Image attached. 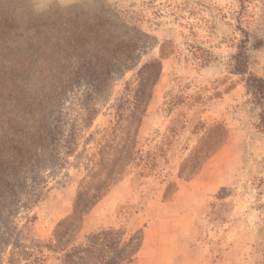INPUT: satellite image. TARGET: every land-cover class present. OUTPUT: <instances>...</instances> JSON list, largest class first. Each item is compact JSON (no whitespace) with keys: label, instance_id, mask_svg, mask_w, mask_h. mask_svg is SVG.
I'll use <instances>...</instances> for the list:
<instances>
[{"label":"rangeland","instance_id":"1","mask_svg":"<svg viewBox=\"0 0 264 264\" xmlns=\"http://www.w3.org/2000/svg\"><path fill=\"white\" fill-rule=\"evenodd\" d=\"M0 2V264H264V0Z\"/></svg>","mask_w":264,"mask_h":264},{"label":"trees","instance_id":"2","mask_svg":"<svg viewBox=\"0 0 264 264\" xmlns=\"http://www.w3.org/2000/svg\"><path fill=\"white\" fill-rule=\"evenodd\" d=\"M4 14H8V11L5 9V6L0 2V44L4 42V36H7L8 33L5 32L6 25L4 23L1 24V22H5L7 19H4L2 21V17ZM9 28V27H7ZM1 52V48H0ZM1 55V54H0ZM237 74H247V71L245 68H239L236 71ZM249 81L251 82V88L255 91L256 98L258 99V102L260 104L262 113L260 117V127L264 129V80L260 78H254L250 77Z\"/></svg>","mask_w":264,"mask_h":264}]
</instances>
